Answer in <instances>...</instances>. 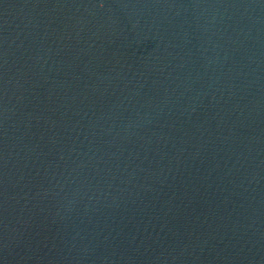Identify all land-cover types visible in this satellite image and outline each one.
<instances>
[{
	"label": "water",
	"instance_id": "95a60500",
	"mask_svg": "<svg viewBox=\"0 0 264 264\" xmlns=\"http://www.w3.org/2000/svg\"><path fill=\"white\" fill-rule=\"evenodd\" d=\"M0 264H264V0H0Z\"/></svg>",
	"mask_w": 264,
	"mask_h": 264
}]
</instances>
